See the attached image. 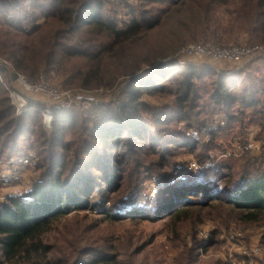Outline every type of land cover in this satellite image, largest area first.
<instances>
[{
  "label": "trees",
  "instance_id": "trees-1",
  "mask_svg": "<svg viewBox=\"0 0 264 264\" xmlns=\"http://www.w3.org/2000/svg\"><path fill=\"white\" fill-rule=\"evenodd\" d=\"M106 6L0 0V56L16 70L33 80L47 74L69 89L121 86L88 116L79 106L54 110L49 135L43 105L18 115L0 83V162L32 139L39 157L31 189L0 199V264H120L129 245L88 213L168 218L171 243L181 249L174 264L220 246L233 225L264 224V154L223 157L215 145L245 140L253 126L264 143V59L230 73L159 63L189 43L264 45V0H139L123 20ZM148 96L165 100L153 116ZM217 114L225 124L210 131L209 147L187 135ZM188 154L205 167L170 183V175L186 172L179 158ZM149 180L160 186L153 198ZM207 219L216 229L203 244L197 229Z\"/></svg>",
  "mask_w": 264,
  "mask_h": 264
},
{
  "label": "built area",
  "instance_id": "built-area-1",
  "mask_svg": "<svg viewBox=\"0 0 264 264\" xmlns=\"http://www.w3.org/2000/svg\"><path fill=\"white\" fill-rule=\"evenodd\" d=\"M136 0H111L116 7L127 14L129 6ZM112 7V6H110ZM128 8V10H127ZM29 8L25 7L26 15ZM257 59H264L263 44L236 43L222 46L214 43H189L183 46L176 54L163 60L164 63H173L184 66L187 63L195 64L201 60L213 64L214 71L233 72L244 68L247 64ZM224 63L228 66L219 68L215 64ZM5 74L11 76L7 81ZM0 83L6 86L12 104L15 106L17 114H22L32 103L43 105V118L45 124L53 122L54 110H68L77 106L83 108L88 113L92 105L104 104L108 88L100 87L96 89H69L64 88L59 82L51 80L47 74H42L38 80L31 79L24 72L14 68L10 60L0 56ZM20 98V101L18 100ZM225 124V119L221 114L215 115L211 122L203 127L201 131L189 129L187 135L196 138L204 143H209L211 139L210 131L218 129ZM34 143L32 139L27 144V149L18 156L13 157L7 163L10 164L8 175L0 172V182L7 186L11 181L19 182L25 174L38 166V155L35 148L31 147ZM264 154V143L252 136L249 131L245 140L234 141L233 145L224 148L221 155L230 156H250ZM196 160L187 164L185 173H175L170 179V183L175 182L178 177L184 176L187 172L197 171L204 168ZM31 189V188H30ZM28 189L27 191H29ZM155 193L157 190L154 191ZM14 196V195H11ZM18 196V195H17ZM250 230L232 229L224 238V252L222 253L229 264H262L264 261V233L258 238H248ZM198 236L206 243L211 236V229L202 228L198 231Z\"/></svg>",
  "mask_w": 264,
  "mask_h": 264
},
{
  "label": "rangeland",
  "instance_id": "rangeland-1",
  "mask_svg": "<svg viewBox=\"0 0 264 264\" xmlns=\"http://www.w3.org/2000/svg\"><path fill=\"white\" fill-rule=\"evenodd\" d=\"M111 0H105L107 6V10L111 12L114 15H117L119 17V20H123L125 17H127L128 14H125L126 11H122L120 9V6L117 5V7L110 2ZM139 2V0H136L133 2L131 5H135ZM112 6V7H110ZM29 8V7H28ZM130 9V8H129ZM128 10V8H127ZM164 62L163 60H159V63ZM197 63L195 64H208L210 66H213V64H210L205 61L198 60L196 61ZM168 64H173V63H168ZM193 64V63H192ZM186 65H189L187 63ZM184 65V66H186ZM218 66L219 68L223 66H228L225 65L224 63H218L215 64V66ZM213 68V67H212ZM236 71V70H235ZM262 73L264 70H261ZM51 78V77H50ZM54 82H58L57 80H54L51 78ZM121 86H113L111 88H108V92L106 93L107 102L104 104H108L113 102L119 92H120ZM78 89V88H77ZM146 100H148L152 105L155 106V109L151 110L148 112V116H153L156 114V111L158 113V109L161 104L165 101L161 97L157 96H148L145 97ZM80 107V106H79ZM82 110L83 108L80 107ZM158 108V109H157ZM85 113V116L90 115V111L88 110V113H86L85 110H83ZM53 123V122H52ZM43 124L45 126V129L49 135H52L53 131V124L47 123V126L45 124V120L43 118ZM258 127L253 126L251 127L252 136L256 138V135L258 133ZM183 130H187V127H183ZM240 140L243 141L242 136H236V137H229V138H220L216 140L215 145L218 147L217 152L218 155L222 153L224 148L230 147L233 145L234 141ZM257 139V138H256ZM213 140H211L209 143H201L199 142L202 146L204 147H209L212 144ZM35 144V142L33 143ZM31 143V147L35 148ZM27 149V147H26ZM245 157V156H241ZM78 162L79 160L76 159ZM179 160L182 161H187V164L191 162L192 160H196L194 155L188 154L185 156H182L179 158ZM2 164H7V162H0V167ZM38 164H39V157H38ZM37 167L33 170L28 171L29 177H31V180H27V177H24L22 180L19 182L11 181L10 184L7 186L0 185V189L3 187H10V188H16L14 191H12L10 194L17 196V195H22L25 194L27 191L25 189L29 186L31 188L32 181L36 175L37 172ZM181 174V173H179ZM174 176L170 175V179ZM183 177V175H182ZM1 183V182H0ZM159 183L155 180H149L146 184L147 189L146 192L147 194L150 195L151 198L155 197L158 189H159ZM23 186V187H22ZM25 187V188H24ZM157 190L155 193L154 191ZM9 194V195H10ZM9 197V196H8ZM7 197H3L0 191V199L5 200ZM83 214V213H82ZM91 218H94L97 220V223L100 226H110L112 230H114L115 235L114 236H120L128 245L129 248L124 252L122 255H120L119 260L121 261L120 264H174V259L175 257L179 254L180 248H175L173 244L171 243L170 237L172 234L171 226L169 224L168 218H163L160 220L156 221H148V220H132V219H121L118 221H111L109 219H105L101 214L95 212V213H88ZM202 228H207L211 229V234L214 232L216 229V225L213 221L207 219L206 221L202 222L197 229V236H198V231ZM232 229H237V230H244L246 231L247 229L250 230L251 232L247 233L246 236L248 238H258L261 234L264 233V224H255V225H249V226H236L233 225L231 228L222 235V238L224 240L225 236L229 231ZM187 239L190 240V235H187ZM199 237V236H198ZM200 238V237H199ZM210 239V238H209ZM132 240V241H131ZM203 240V239H202ZM264 240V236H263ZM204 242V241H203ZM208 242V241H207ZM203 243V244H207ZM224 245L225 242H223L220 246H210L208 248H202L199 251V254L195 257V259L191 262V264H229L226 260L224 255L222 254L224 252ZM139 248V251H137ZM110 264H118V263H110ZM262 264H264V261H262Z\"/></svg>",
  "mask_w": 264,
  "mask_h": 264
},
{
  "label": "crops",
  "instance_id": "crops-1",
  "mask_svg": "<svg viewBox=\"0 0 264 264\" xmlns=\"http://www.w3.org/2000/svg\"><path fill=\"white\" fill-rule=\"evenodd\" d=\"M18 100L20 101V98H18ZM0 172H2L3 174L8 175L10 173V164H8V163L7 164H2L1 167H0ZM25 177L28 178L27 180H31V177H29L28 172L25 174ZM16 188L3 187L2 189H0V191H1V194L3 195V197H8V196H11L10 193L12 191H14ZM28 189H30V186H29V188L27 187L25 189V191H27Z\"/></svg>",
  "mask_w": 264,
  "mask_h": 264
}]
</instances>
